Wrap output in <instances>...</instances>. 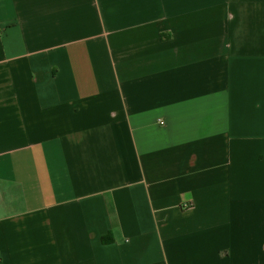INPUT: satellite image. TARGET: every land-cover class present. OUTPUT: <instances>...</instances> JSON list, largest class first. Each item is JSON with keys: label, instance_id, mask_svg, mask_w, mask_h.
I'll use <instances>...</instances> for the list:
<instances>
[{"label": "crops", "instance_id": "0c3cea01", "mask_svg": "<svg viewBox=\"0 0 264 264\" xmlns=\"http://www.w3.org/2000/svg\"><path fill=\"white\" fill-rule=\"evenodd\" d=\"M0 264H264V0H0Z\"/></svg>", "mask_w": 264, "mask_h": 264}, {"label": "built area", "instance_id": "2783aa9c", "mask_svg": "<svg viewBox=\"0 0 264 264\" xmlns=\"http://www.w3.org/2000/svg\"><path fill=\"white\" fill-rule=\"evenodd\" d=\"M161 124H163V123L161 122Z\"/></svg>", "mask_w": 264, "mask_h": 264}]
</instances>
